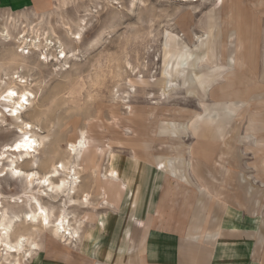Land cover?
Returning <instances> with one entry per match:
<instances>
[{
  "label": "rangeland",
  "instance_id": "374dc122",
  "mask_svg": "<svg viewBox=\"0 0 264 264\" xmlns=\"http://www.w3.org/2000/svg\"><path fill=\"white\" fill-rule=\"evenodd\" d=\"M0 20V95L8 89L32 95L21 118L39 140L37 172L43 176L50 161L72 163L67 145L80 131L88 140L77 165L80 194L91 204L69 209L84 221L76 249L45 231L35 237L40 250L24 264H126L128 256L142 264L137 221L153 203L161 198L166 217L180 223L185 216L193 221L207 202L196 186L170 183L155 167L163 155L183 156L185 164L190 146L195 182L214 196L199 226L213 231L225 205L252 212L256 201L264 234V0H46L40 8H0ZM2 105L0 153L21 136ZM203 129L206 138L196 139ZM14 157L5 153L0 161V209L8 216L26 211L11 203L26 199L23 180L7 171ZM224 166H235L231 180ZM111 171L130 182L135 209L126 192L102 179ZM52 206L56 213L58 204ZM132 214L136 220L129 221ZM125 228L123 257L106 260ZM13 231L14 240L28 227L17 223ZM4 258L0 250V264L8 263ZM252 261L264 264V250Z\"/></svg>",
  "mask_w": 264,
  "mask_h": 264
},
{
  "label": "crops",
  "instance_id": "0c3cea01",
  "mask_svg": "<svg viewBox=\"0 0 264 264\" xmlns=\"http://www.w3.org/2000/svg\"><path fill=\"white\" fill-rule=\"evenodd\" d=\"M45 4L46 0H0V8L8 9L40 8L44 7ZM198 136L196 139L199 140L203 136L206 138V130H201ZM193 150V146H190L187 155H185V164L183 156L175 154L172 157L163 155L154 158L155 167L162 169V173H165L168 179L172 181L170 183L178 185L180 182L196 186V192L204 196L208 202V199L212 200L214 196L209 193L206 187L195 182L196 176L192 173ZM224 167L226 168L225 174L231 180L233 176L231 173L234 172H231L229 168L235 166ZM119 178V181L111 180V178L109 180L115 184L119 193L126 192V199L129 198L130 200L129 206L135 209L138 204L135 200L137 197L136 192L132 189L130 182L123 181V176V179L120 175ZM150 179L151 183H154L156 178ZM237 182L238 184H246L245 192H250L251 184L245 183L246 179L239 177ZM162 188L158 187L156 191H161ZM172 190H174V187H172ZM159 200L160 202L157 204L153 203L151 205L152 208L145 214L144 219L137 221L139 225H137L138 229L136 232L141 235L139 240L142 244V264H253L252 260L255 259V255L257 256L260 251L264 250V234L259 231L261 224L256 218L259 208V203L256 201L254 202L256 206L255 204L252 206V212L242 211L237 205H225L223 207V213L225 212V214L223 215L222 213L216 218L213 231L207 232L206 229L203 230V225L199 226V224L203 223V220L201 219L200 223L197 221L200 214L203 218L206 217L204 206L207 202L204 204L203 209L199 205L201 207H198L193 221L188 220L189 216H185L183 219L187 221L179 223V219L177 220L175 216L170 217L168 215L167 217L169 218L167 219L165 209L160 208L161 198ZM170 203L172 207H178L179 205L176 200ZM135 215H130L129 221L131 219L136 220ZM227 215H229L228 219H226ZM262 226L264 227V215L262 216ZM128 232V228L123 230L121 243L114 246L113 254L109 251L106 260L111 261L113 255L115 259L123 257ZM130 260L131 257L128 256L125 261L126 264H137L130 262ZM98 264L103 263L98 261Z\"/></svg>",
  "mask_w": 264,
  "mask_h": 264
},
{
  "label": "bare ground",
  "instance_id": "6f19581e",
  "mask_svg": "<svg viewBox=\"0 0 264 264\" xmlns=\"http://www.w3.org/2000/svg\"><path fill=\"white\" fill-rule=\"evenodd\" d=\"M22 37H25V35ZM23 42L25 43L26 41ZM63 58H67V56L63 55ZM18 78L16 77V79ZM16 82L17 84H25L26 80L19 78ZM165 93L166 90L163 89L162 94L164 95ZM31 96L26 91L17 92L14 89H8L4 92V95H0V98H2L0 102L4 104V106L2 105L3 108L8 109L10 117L19 124L21 135L13 143L6 144L2 147L0 161L3 159L5 153H10L11 156H15L14 159L12 158L9 161L7 171L12 179L23 180L26 191L25 201L19 203L13 200L11 202L14 205H25L26 211L20 213L15 212L11 216H8L0 209V250L5 256L4 261L8 262L6 264H24L29 261L41 248L40 243L35 240L36 235L45 231L51 232L50 237L55 242H62L63 247L75 250L81 238L80 231L84 225V221L78 220L69 209L79 206L81 208H89L91 204L88 194H80L81 180L78 175L79 168L77 165V161L88 143L84 131H80L74 143L67 145L68 155L74 159L72 163H69V161L57 163L50 161L47 163L49 170L43 176L37 172L36 169L38 168V163H40L36 160L40 146L39 140L31 134L34 126L21 118L22 112H25L31 106ZM1 115L0 113V117ZM18 162L28 164L31 170H21L17 166ZM107 178L115 181H119L120 179L119 174L113 171L109 174H103L102 179ZM45 198L49 200L51 205H46L42 202ZM104 202L106 203L105 205L108 204L107 201ZM52 204H58L56 213L53 210ZM17 223L26 225L28 231L15 235L13 240V228ZM33 232L35 233L34 237L32 235ZM7 257L9 259L11 258V260Z\"/></svg>",
  "mask_w": 264,
  "mask_h": 264
}]
</instances>
